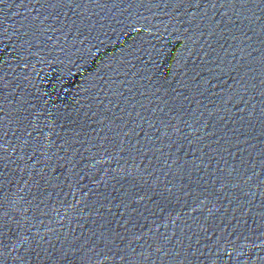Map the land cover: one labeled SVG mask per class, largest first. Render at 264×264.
<instances>
[{
	"label": "water",
	"instance_id": "95a60500",
	"mask_svg": "<svg viewBox=\"0 0 264 264\" xmlns=\"http://www.w3.org/2000/svg\"><path fill=\"white\" fill-rule=\"evenodd\" d=\"M0 264H264V0H0Z\"/></svg>",
	"mask_w": 264,
	"mask_h": 264
}]
</instances>
